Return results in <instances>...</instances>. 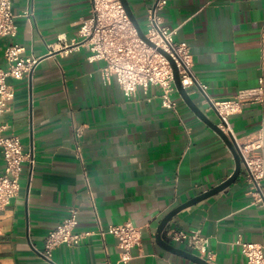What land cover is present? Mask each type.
Wrapping results in <instances>:
<instances>
[{"label":"crops","instance_id":"crops-1","mask_svg":"<svg viewBox=\"0 0 264 264\" xmlns=\"http://www.w3.org/2000/svg\"><path fill=\"white\" fill-rule=\"evenodd\" d=\"M126 2L145 26L154 0ZM90 8V0H11L17 32L0 40V67L4 47L13 44L36 64L28 77L6 79L14 97L0 114L1 136H16L35 163L31 171L22 165L18 194L0 213V264H119L117 241L96 235V217L103 230L125 222L140 229L125 264H197L159 246L155 232L172 209L231 176L232 154L177 91L175 110L166 109L157 87L146 94L137 88L127 99L113 78L103 80V63L74 46ZM159 14L174 40L188 46L193 76L210 99H233L264 80V0H166ZM197 90L187 91L216 124ZM228 123L237 138L255 133L264 128V103L242 105ZM3 167L0 153V174ZM246 191L241 170L229 187L178 212L162 239L198 256L167 237L169 230L198 232L213 254L206 263L244 264L241 242L264 246V207ZM70 208L78 211L74 232L88 235L77 246L56 247L49 263L38 252Z\"/></svg>","mask_w":264,"mask_h":264},{"label":"built area","instance_id":"built-area-1","mask_svg":"<svg viewBox=\"0 0 264 264\" xmlns=\"http://www.w3.org/2000/svg\"><path fill=\"white\" fill-rule=\"evenodd\" d=\"M90 16L80 21L78 40L74 46H83L88 52L89 62L100 61L101 76L103 80L114 79L125 98L134 96L137 88L144 94L150 86L159 88L160 104L166 109L176 108L172 99L176 92L173 83L172 66L167 55L177 68L181 86L188 90L196 85L201 92L207 110L212 112L216 119L217 128L224 134L233 138L240 158L244 163L243 178L247 187V195L264 207V128H259L255 133L237 138L233 135L228 118L239 112L242 105L264 103V80H258V86L249 90L237 92L233 99L214 101L206 93L207 86L195 80L191 71L192 56L185 43L174 40L175 31L162 25L159 12L165 7L166 0H154L145 13L146 40L143 42L126 17L119 0H90ZM31 10H25L21 16L29 18ZM17 28L11 10V0H0V40L15 37ZM23 48L19 45H6L2 56L6 67H0V114L8 111L7 103L14 97L11 86L6 84V79L20 80L29 76L36 60L22 58ZM165 54V55H164ZM4 126L0 125V153L3 161V171L0 174V213L5 210L19 191V176L22 165L31 169L34 166L32 150L23 151L16 136H1ZM82 128L74 129V136L79 139ZM79 157V154H78ZM78 211L70 208L68 215L56 228L45 236L44 249L38 252L45 261L52 263L53 250L64 245L77 246L84 235L74 232L77 225ZM97 220L96 235L103 239L105 234L113 236L119 249V264L130 260L129 250L139 245L140 229L131 223L110 225L103 230ZM167 237L173 243L186 246L194 251L201 259L209 262L213 254L205 248L206 238L198 232L185 233L169 230ZM241 254L245 258L244 264H264V246L254 243L241 242Z\"/></svg>","mask_w":264,"mask_h":264},{"label":"water","instance_id":"water-1","mask_svg":"<svg viewBox=\"0 0 264 264\" xmlns=\"http://www.w3.org/2000/svg\"><path fill=\"white\" fill-rule=\"evenodd\" d=\"M120 5L122 6L124 13L126 15V17L128 18V20L130 21L131 25L133 26V28L135 29L137 36L145 43H147L148 45H151L145 38L138 22L135 19V16L133 15L131 9L129 8L126 0H119ZM165 55V54H164ZM165 57L169 60L171 66H172V76H173V83H174V87L177 91V93L179 94V96L181 97V99L183 100V102L188 106V108L204 123L206 124L211 130H213L221 139L222 141L225 143V145L227 146V148L229 149V151L232 154L233 160H234V171L231 174V176H229L225 181H223L221 184L215 186L214 188L208 190L207 192H204L198 196H195L193 198H191L190 200L184 202L183 204L177 206L176 208L172 209L170 212H168L159 222L156 232H155V242L161 246L163 249H165L168 252H171L173 254L179 255V256H183L185 258H187L188 260H191L192 262H195L197 264H208L205 262V260L200 259L198 256H195L193 254L187 253L185 251L179 250L177 248H174L170 245H168L161 237V234L164 230V228L166 227L167 223L181 210L192 206L200 201H203L211 196L216 195L217 193L223 191L224 189H226L227 187H229L231 184H233L237 178L240 175V172L242 170V168H244V163L242 162V159L240 158V155L238 153V150L235 146L234 140L232 137L228 136V135H224L216 126V124L210 120L204 112H202L197 104L191 99L189 92L187 90H185L180 83L179 80V76H178V71L176 66L174 65V63L170 60V58L165 55ZM194 88H197L196 85H194ZM197 92H199L197 90ZM200 94V93H199Z\"/></svg>","mask_w":264,"mask_h":264},{"label":"rangeland","instance_id":"rangeland-1","mask_svg":"<svg viewBox=\"0 0 264 264\" xmlns=\"http://www.w3.org/2000/svg\"><path fill=\"white\" fill-rule=\"evenodd\" d=\"M141 30H143V31L145 30V27H144V26H142V25H141Z\"/></svg>","mask_w":264,"mask_h":264}]
</instances>
